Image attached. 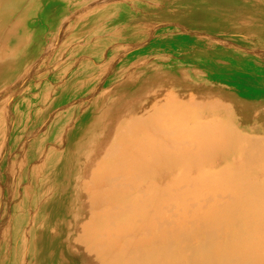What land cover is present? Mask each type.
I'll list each match as a JSON object with an SVG mask.
<instances>
[{"label": "bare ground", "instance_id": "obj_1", "mask_svg": "<svg viewBox=\"0 0 264 264\" xmlns=\"http://www.w3.org/2000/svg\"><path fill=\"white\" fill-rule=\"evenodd\" d=\"M20 1L0 0V22L2 12L10 13ZM139 2L154 12L146 13ZM202 2L74 0L52 19L57 20L53 30L70 34L63 54L54 56L47 69L51 72L64 60L62 74L39 73L37 81L49 76L60 88L79 83L68 102H60L63 109L72 107L53 109L47 116L53 146L51 139L39 145L35 160H13L24 172L18 188L29 183L23 200H36L40 217L27 219L24 208L14 205L9 224L21 221L24 239L43 240L51 231L47 264H264V130L241 127L240 106L228 107L222 94H214L233 92L264 111V66L239 59L232 48L185 37L173 44L170 59L155 43L132 48L157 24L185 23L177 17L180 5ZM260 7L264 0H243L234 11ZM79 10L83 16L94 14L91 25L71 30L78 23L60 21L66 13L64 21H71ZM98 20L104 21L100 29ZM227 20L226 28L238 22L232 16ZM119 23L124 26L117 31ZM10 28L2 31L8 36L0 45L18 38L15 25ZM96 46L99 53L93 52ZM5 50L0 47V83L14 58ZM108 72L111 77L104 79ZM62 78L68 81L60 84ZM183 80L189 87L206 88L207 97L180 102L175 86ZM5 88L0 85V93ZM84 111L96 120L80 119ZM8 112V101L0 102V174L21 144L10 132ZM5 178L0 175L2 219L19 195L18 189L3 205ZM52 207L58 217L55 228L48 215H41ZM41 258L39 252L36 264H45Z\"/></svg>", "mask_w": 264, "mask_h": 264}, {"label": "rangeland", "instance_id": "obj_2", "mask_svg": "<svg viewBox=\"0 0 264 264\" xmlns=\"http://www.w3.org/2000/svg\"><path fill=\"white\" fill-rule=\"evenodd\" d=\"M32 1L33 0H24L23 3H21L20 1L19 4H21H18V7L16 6V11L14 10V8L16 7H13L10 13L2 12L3 20L2 22H0V39L5 40L8 34L6 35V37H3L2 31H8V29H12L10 28L12 25H15L14 31L18 36V38L12 37L9 41V44L0 45L1 48L5 47V52L7 54H10L12 55V57L14 56V58L17 59L15 60L14 58H12V61L9 65H7V69L4 71V73H7V78L4 82H1L0 85L6 88L0 93V102L8 101L9 112L6 118L7 122L10 124V132L12 135L15 134L14 136H19L21 142L19 149L16 152H12L14 155L9 159L5 171L3 172V174H0L1 176H6V182L3 186L7 187V191H5L3 194V205L4 201L12 200L11 197L14 194L18 193L17 191L19 189L17 200H12L13 205L11 206L10 211L7 212L4 219H2L1 216L3 214V209L0 210V226H2L3 222L9 220V223L4 227L2 231H0V264H36V256L39 252L42 253V263L45 262V264H47V260H49L48 250L51 246V239H48V237L51 231L47 232L43 240H40L39 237L35 238L33 236H30L28 239H24L25 232L20 229L22 227L21 221L14 223V225L13 223L11 226L9 225L12 222L13 215L11 213V210L13 209L14 205H19V207L22 206L24 208L23 214L27 216V219H33L36 216L40 217L38 213L40 206L35 202L36 200H23L24 189L28 186L29 183L21 185L18 188L17 180L24 174V172L20 169V166H13V160L16 156H25L26 159H36L38 152L37 148H39V145L43 147L45 143H48L51 139H53L48 129V122L45 123L47 120V116L50 115V111L52 114L54 110L61 112L72 107L73 104H67V106L63 109L60 105V102L64 101L67 103L70 94H72L75 90L74 86H78L79 83V81H77V83L73 87L69 86L66 88H60V86H57L56 83H52V81L54 80H51L49 76L48 78H44L43 81H37L39 79V73L44 74L45 72H48L51 75L62 74V66L64 60H59L56 64V68L52 66L51 72H49V70L47 69L50 68V64L54 56H60L61 54H63V47L70 34L67 33L69 32V30H67L66 33L62 34H59L56 30H53L54 23L57 22V20L52 19L60 16L63 10L67 8V5L73 6L74 0H37L38 5L36 6H33L34 3ZM101 1L102 0H99V2ZM200 2H202V0H200ZM189 4L180 5L177 17L184 20L185 23L190 22L194 27L186 26L185 23H181L180 19V22L178 23L163 22L157 24L151 29V31H149L148 38L145 41H142L141 43H134L132 45V48L139 50L143 48L142 46H154L153 44L155 43L157 45L155 47H157L159 50H163V53L165 55L168 54L167 57L170 59L172 49L174 47L173 44L177 40L179 41L182 37L189 39L200 38L201 40L199 39V41L212 46L219 44L233 45L237 48L240 46L241 50H245L246 53H256L261 57L264 64V35H262L264 34V19L262 20V17L264 18V9H262V7H260L256 12L253 8V10H251V8H247L245 11H234L243 4V0H203V2L199 6H196V4ZM138 6L144 8L145 6H147V2H139ZM23 7L26 8L22 9ZM143 10L146 13L154 12L152 11L153 9L150 10L148 7H145ZM67 14L68 13H66V15ZM66 15L60 20L61 22H64L70 26L78 23L73 26L71 30H74V27H78L80 25L87 27L88 25H91V23L95 19L93 18L94 14H84L83 16L82 11L79 10L77 14H75L71 18V21L66 20L65 22L64 20L66 18ZM228 16L237 18L238 22L237 24L235 23L234 25L226 28L224 26L228 21ZM110 18L111 14L107 15L104 19L108 20ZM239 18L241 20H239ZM103 23V20H98V22H96L99 27L98 29L102 27L99 25H102ZM218 23L222 24L218 25ZM123 26V23H119V25L117 26V31H119V29H121ZM217 26H220L221 28ZM152 30L154 33L152 32ZM191 32L194 33L192 34ZM243 38L247 42V44L245 45L237 42L240 39L243 40ZM15 40L19 41V43L14 44L13 42ZM100 50L101 47L96 46V48L93 49V52L99 53ZM37 57H39L36 61V65H38L35 66V68L32 70V66ZM123 57H126V55H124ZM22 60L23 62H21ZM83 63L80 65H83ZM42 65L46 66H43V68H41ZM80 65H77L75 68L79 67ZM110 77V73L108 72L105 75L104 79ZM67 81L68 78H62L60 84H64ZM185 83H188V80H185L182 85L179 84L180 86H175L177 94L180 93L179 98L181 100L178 98L180 102L188 104V102L190 103L191 98H195L198 103L199 100L207 97L205 96L207 94L202 91L206 88H193L189 87ZM171 88L172 87H169V89ZM193 89L196 91H194ZM55 91H57V93ZM217 93H220L223 95V97H225V100L222 101L224 105H227L228 107L240 106L238 115L241 116V127H257L261 130H264V111L261 108H251V105L240 100L233 92L220 91L214 94ZM234 98L236 100H234ZM231 99L234 100V103L231 101ZM58 103L59 105H56ZM90 108L91 106L88 107L87 110ZM247 110L250 111L249 114H251V117H248L246 115ZM259 110L262 114L256 118L252 117V115ZM87 117L90 121L96 120L91 115L87 116L85 111L81 114L80 119H84ZM32 129L35 131L33 135L30 134V131ZM53 142L54 139L51 140L50 146H53ZM5 195H7V197H5ZM55 204L56 202L54 203V205ZM52 211H54L53 207L47 209L46 213L44 212L41 215L42 218H46L48 215L50 227L55 228L57 226L58 217H56V215ZM32 226L33 225L31 224L30 228ZM44 249L46 250V252Z\"/></svg>", "mask_w": 264, "mask_h": 264}, {"label": "crops", "instance_id": "obj_3", "mask_svg": "<svg viewBox=\"0 0 264 264\" xmlns=\"http://www.w3.org/2000/svg\"><path fill=\"white\" fill-rule=\"evenodd\" d=\"M189 41H191L192 43H200V41L198 40V39H193V38H191V39H189V38H187ZM238 43H240V44H247V42L245 41V40H239V41H237ZM201 44H205L204 42H201ZM207 45H209V44H207ZM219 45H221V44H219ZM212 46V45H211ZM222 46H224V47H229L230 49L232 48V50L237 54V56L239 57V59H242V60H244V61H246V62H248V63H251L252 65H255V66H258V67H260V66H264V64H263V62H262V59H261V57L260 56H258L256 53H246V51L245 50H241V48L240 47H235V46H233V45H222ZM243 58H242V57ZM244 57L246 58V59H244ZM248 57V58H247ZM258 61V62H257ZM262 63V64H261Z\"/></svg>", "mask_w": 264, "mask_h": 264}]
</instances>
